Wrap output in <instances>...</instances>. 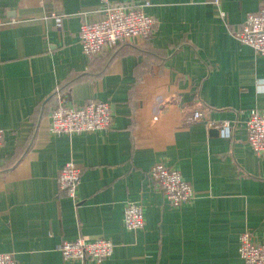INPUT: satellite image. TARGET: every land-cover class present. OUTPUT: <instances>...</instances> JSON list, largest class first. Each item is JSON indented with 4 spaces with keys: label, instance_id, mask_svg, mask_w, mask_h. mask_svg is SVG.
<instances>
[{
    "label": "crops",
    "instance_id": "crops-1",
    "mask_svg": "<svg viewBox=\"0 0 264 264\" xmlns=\"http://www.w3.org/2000/svg\"><path fill=\"white\" fill-rule=\"evenodd\" d=\"M103 1L0 0V253L17 264H93L63 262L58 246L107 239L114 249L102 264H243L241 234L264 242V155L245 134L249 111L264 113V58L234 31L264 0H106L148 2L156 21L108 65L78 39ZM130 48L141 51L121 52ZM71 78L67 103L108 102V130L49 133L47 101ZM196 111L235 121L231 137L185 125ZM67 163L81 170L74 199L56 181ZM157 163L178 171L194 199L172 207L148 177ZM128 203L142 206L140 230L124 227Z\"/></svg>",
    "mask_w": 264,
    "mask_h": 264
},
{
    "label": "built area",
    "instance_id": "built-area-1",
    "mask_svg": "<svg viewBox=\"0 0 264 264\" xmlns=\"http://www.w3.org/2000/svg\"><path fill=\"white\" fill-rule=\"evenodd\" d=\"M149 4L112 3L104 0L100 7V18L84 21L79 25V44L88 59L99 58L112 51L118 45L133 39L146 41L156 25L155 19L144 9ZM222 17L225 15L222 13ZM54 29L62 32V19L51 14ZM236 40L251 47L264 58V4L256 13L245 16L241 28L234 31ZM57 108L50 113L48 131L55 136H70L108 130L113 121L111 106L108 102H91L83 106H71L67 103L60 89L54 92ZM156 118L154 117V120ZM202 122L208 128L217 129L219 136L230 138L234 122H214L202 112L196 111L185 120V125ZM246 143L256 155H264V113L252 109L245 121ZM4 131L0 129V148ZM81 170L73 163L63 166L56 181L60 191L74 199L80 182ZM148 177L162 192L172 207H179L194 199L193 188L186 183L178 171L162 163L155 164L148 172ZM122 221L127 230L135 231L144 227V215L139 203H128L123 209ZM248 232L239 237L238 253L243 264H264V242H253ZM114 245L110 240L97 239L85 241H64L58 246L63 262H91L102 264L113 253ZM0 264H17L12 254L0 253Z\"/></svg>",
    "mask_w": 264,
    "mask_h": 264
},
{
    "label": "trees",
    "instance_id": "trees-1",
    "mask_svg": "<svg viewBox=\"0 0 264 264\" xmlns=\"http://www.w3.org/2000/svg\"><path fill=\"white\" fill-rule=\"evenodd\" d=\"M121 45V44H120ZM118 45L115 49H113L112 51L110 52H107L105 53L104 55H102L103 59L106 61V65L109 64V62H111V60L116 57L118 55L117 53V49L118 47L120 46ZM133 52V53H139L141 51V49H135V48H130L129 50H122L121 52L124 53V52ZM148 55H151L148 53ZM153 56V54H152ZM160 57H165V52L162 51V53L160 54ZM96 59V58H95ZM91 64V63H90ZM103 70H101L99 72V74H102ZM76 78H71V79H68L66 84L64 85L65 87H61L59 88L60 91L62 93H66L69 89V86L72 84L73 81H75ZM74 83V82H73ZM66 89V90H65ZM47 105H49V107L51 108V112L54 111L56 108H57V100H56V97H55V94H53L49 100L47 101ZM52 105V106H51ZM31 142L32 140H30L29 143L26 144V146L24 147V150L23 151H26L30 146H31Z\"/></svg>",
    "mask_w": 264,
    "mask_h": 264
},
{
    "label": "water",
    "instance_id": "water-1",
    "mask_svg": "<svg viewBox=\"0 0 264 264\" xmlns=\"http://www.w3.org/2000/svg\"><path fill=\"white\" fill-rule=\"evenodd\" d=\"M218 132V131H217ZM212 133H215V131L214 132H212ZM219 134V133H218Z\"/></svg>",
    "mask_w": 264,
    "mask_h": 264
}]
</instances>
